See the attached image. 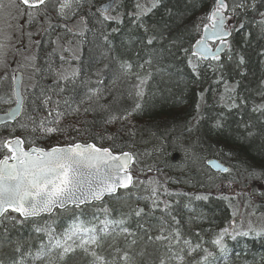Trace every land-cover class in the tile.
Listing matches in <instances>:
<instances>
[{
	"label": "snow or ice",
	"instance_id": "6c2138e0",
	"mask_svg": "<svg viewBox=\"0 0 264 264\" xmlns=\"http://www.w3.org/2000/svg\"><path fill=\"white\" fill-rule=\"evenodd\" d=\"M162 3L163 0H146V3H137V10L128 14L130 27L140 32V35L135 39L130 35L126 41L122 40L121 47L126 53L134 51V60L131 55L114 54L116 45L113 36L120 31L119 26L124 24L125 18L117 0H108L102 4H98L97 0H12V6L18 10V16H27L30 23H47V27L42 26L40 31L48 37L51 45H55L53 54L57 48L62 51L67 49L60 43L63 37L56 34L57 25L53 23L50 11L56 13L57 20L65 21L60 26L75 37L86 38L91 33L92 40L89 43L98 59L93 73L96 77L95 86L91 77L82 79L81 71L73 69L71 73L54 71L53 86L41 88L38 93L26 94L23 83L20 82L12 88L11 95L0 96V102L15 103V108L0 116V127L9 132L7 136L0 135V222L7 221L19 225L30 222L34 225L35 233H43L47 237V243L41 240L35 254L31 248L25 247V242L17 241L14 249L17 255L13 257L11 264H31L33 261L48 258L52 252H56L58 259L62 261L77 250L91 258L89 264H133L126 249L110 245L112 251L106 255L105 241L108 237H123L125 241L131 238L130 243L135 245L138 234L146 237L148 241L166 244L168 256L161 257L159 264H168L169 259L183 264L185 248L179 247L181 243L186 246V254L189 256L197 250L203 252L198 264H215L218 256L227 264L228 240L264 238V228L257 230L251 223L245 228L243 224L237 226L232 222L214 234L210 243L215 251L203 247L202 243L193 246L190 239L183 237L180 220L172 214L173 202L167 198L183 195L189 200L207 201L210 194L173 193L158 179L137 181L132 171L133 165L138 163L137 154L123 149L116 151L120 129H117L116 133H108L105 127L104 132L94 136L91 142H72L63 146L57 144L47 148L37 145V134L47 137L61 132L62 119L69 113L78 115L81 111L85 114L99 111L103 113L105 125L123 124L133 112L141 110V104L136 102L129 110L118 107L116 102L106 103L105 93L110 95L111 90L102 87L105 83L103 76L109 72L113 73V83L135 77V96L143 98L144 86L152 78L153 71L164 70L159 67L164 52L183 61L191 71L193 82L203 79V69L219 72L214 82H224L225 93L221 94L220 102L229 112L244 103L236 92L239 81L231 87L224 81L221 70L225 64L222 56L226 55L229 62L235 60L237 68L245 65V55L233 47L230 38L234 32L245 28V23L240 18L249 10L258 12L262 18L261 30L264 31V11L259 10L264 7V0H259V3L257 0H211L208 11L193 25L187 44L182 39L170 40L159 24H150L145 20V17ZM73 19L78 29L75 31L67 24V21ZM31 37L32 34L29 33L30 40ZM5 38L11 39L10 36ZM34 43L39 45L40 42ZM4 47L5 45L0 43V50ZM260 55L264 56V52ZM26 59L34 71H39L36 67V56ZM61 59L64 57L61 56ZM0 63H3L2 59ZM49 70H52L50 63ZM176 71L182 72L179 65H176ZM239 74L243 76L244 72ZM78 80L84 94L77 100L71 93L76 91ZM12 81L16 83L15 75ZM35 87L34 85L33 89ZM33 95L36 99H32ZM199 100L201 103L195 105L196 115L191 122L184 125V130L189 133L193 131L194 125H198L203 119L201 106L205 100L204 91L199 93ZM26 105L29 110L31 105H38L47 112V117L37 122L29 115L27 119L32 122V127L29 128L18 119L26 111ZM253 110L264 113V105ZM17 126L24 131H30L31 138L16 136ZM212 127L217 131L224 130L223 113ZM157 139L159 143L154 151L163 154L178 147L176 141H179L180 137L173 141L169 138V130L166 129ZM107 141H112V144L104 146ZM187 150L185 147L186 152ZM207 163L224 173L233 171L232 168L222 167L215 161ZM152 170L149 168V171ZM244 171L247 173L246 180L264 181V165H249ZM138 184L145 185L144 191L150 193L141 197L149 201L148 211L146 212L144 207H136L121 214L118 219L112 217L105 198L119 199L117 193L120 189L139 190ZM70 205L79 211L74 213L72 222L61 236L56 235L50 225L36 226L39 217L45 214L50 216L56 209L66 211ZM88 208H95L91 218H85ZM157 211L161 213V217H170L171 223L161 218L157 234L153 236L150 233L153 226L146 225L143 221ZM133 218H136L135 230L129 224ZM196 235L200 236V233ZM0 264H3V261H0Z\"/></svg>",
	"mask_w": 264,
	"mask_h": 264
},
{
	"label": "trees",
	"instance_id": "16d2710c",
	"mask_svg": "<svg viewBox=\"0 0 264 264\" xmlns=\"http://www.w3.org/2000/svg\"><path fill=\"white\" fill-rule=\"evenodd\" d=\"M100 1L103 0H97V3ZM138 1H119L120 11L125 14L124 24L119 26L120 31L113 36V42L116 45L114 54L131 55L134 60L135 52L126 53L121 47V41H126L130 35L133 39L140 35V32L130 27L128 15L137 10ZM210 3L211 0H163L160 7L145 17V20L150 24H159L170 40L182 39L187 44L191 38L193 25L205 15ZM259 10L264 11V7H260ZM240 19L245 23V28L234 32L230 39L233 41V47L245 55L246 63L241 68H237L235 60L229 62L224 56L222 61L225 67L221 70L224 81H227L229 87L239 81L236 92L244 101L239 108L229 112L222 106L220 96L225 93L224 82H214L219 72L203 69V79L193 82L191 71L183 61L164 52L159 63V67L164 70L153 71L152 78L144 86L143 98L135 96V77L113 83V73L109 72L103 76L105 83L102 87L111 90L110 95L105 93L106 103L116 102L118 107L129 110L136 102L141 104V110L133 112L123 124L105 125L103 113L99 111H90L87 114L81 111L78 115L69 113L61 122V132L67 134L66 142L63 143L57 138L49 140L45 137H36L37 145L47 148L57 144L66 145L76 140L69 137L72 134L68 131L71 119H77L78 129L81 131L76 133L81 136V142H91L94 136L104 132L105 127L108 133H116L117 129H120L116 151L123 149L137 154V161L142 169L152 168L154 172L159 169L156 172L160 173L169 191L193 195L210 194L207 201L189 200L183 195L167 199L173 202L172 214L180 220L183 237L190 239L193 246L202 243L203 247L215 251L210 243L214 234L232 222L237 225L245 207L252 205L245 192L232 195L227 185H234L238 189L249 188L252 191L251 195L255 196V201L264 205V181L246 180L247 173L244 171L249 165H264V113L253 110L264 105V56L260 55L264 52V31L261 30L262 18L258 12L249 10L242 14ZM91 40L92 35L89 33L84 39L80 49V59L75 67L81 71L82 79L91 77L95 86L96 77L93 73L98 57L89 43ZM176 65H179L182 72L176 71ZM241 71L244 72L243 76L239 74ZM52 86L46 83L41 88L47 89ZM201 91L205 92V100L201 106L203 119L198 125H194L193 131L189 133L184 130V125L191 122L196 115L195 105L201 103L199 100ZM83 94L84 89L78 80L76 91L71 95L78 100ZM42 110L38 105H32L30 113L45 114ZM221 113L224 115L225 124L222 132L212 127ZM34 119L36 120L37 117ZM20 120L23 122V118ZM166 129L169 130L170 139L175 141L176 137H180V140L176 141L178 147L161 154L154 149L159 143L157 137L162 136ZM15 135L31 138L32 133L21 129ZM55 140L57 141L54 142ZM111 144L112 141H107L104 146ZM185 147L188 149L187 152ZM176 154V160L171 162L173 155ZM210 158L224 163L233 171L221 176L207 171L205 163ZM144 188L145 185L138 184L139 190H123L117 194L119 199H106L105 203L111 210L112 217L118 219L121 214L136 207H144L147 212L149 201L141 197L150 193L144 191ZM78 211L73 208L58 211L47 218L38 219L36 226L50 225L55 230V234L61 236L72 222L74 213ZM94 211L95 208H88L85 218H91ZM161 218L171 223L170 217H161L159 211L149 215L143 221L146 225L153 226L150 229L151 235L157 234ZM135 219L129 222L134 230L136 229ZM196 233H200V236ZM41 240L47 243V237L43 233H35L34 225L30 222L24 225L0 222V261H3V264H11L13 257L17 255L14 252L17 241L25 242V247L31 248L35 254ZM130 240L131 238L125 241L123 237L115 239L108 237L105 241V254H109L112 251L109 246L114 245L126 249L132 257L133 264H159L161 257L168 256L164 243L148 241L146 237L139 234L135 245H132ZM227 243L229 246L227 264H264V240L257 245L254 244L252 237L239 238L236 241L228 240ZM179 247L185 248L183 264H198L203 256L200 250L189 256L186 254V246L181 243ZM90 259L77 250L61 261L57 253L52 252L48 258L33 261L31 264H89ZM168 264H180V262L169 259ZM215 264H225V261L218 256Z\"/></svg>",
	"mask_w": 264,
	"mask_h": 264
},
{
	"label": "rangeland",
	"instance_id": "374dc122",
	"mask_svg": "<svg viewBox=\"0 0 264 264\" xmlns=\"http://www.w3.org/2000/svg\"><path fill=\"white\" fill-rule=\"evenodd\" d=\"M120 0H117L119 3ZM137 3H146V0H139ZM18 10L12 6V0H0V43H3L5 47L0 50V59L3 60V63H0V78L6 77V79H0V96L11 95L12 91V77L17 72L22 73L23 86L26 94H30L33 92H39L41 87L36 88L37 76L40 72V66L45 61H50L54 59L57 61L58 69L54 71H66L67 73H71L73 69L76 67V63L80 59V49L81 43L85 38L75 37L72 33H68L65 31L62 25L65 21H59L56 19V13L54 11H50V15L53 18V23L57 25L56 34L61 35L63 38L60 43L64 45L67 49L66 51H62L57 48L56 52L53 54L52 49L55 45H51L49 43L48 37L44 35L43 31H40L41 27H47V23L32 22L30 23L27 16H18ZM38 20L42 18H37ZM68 27L73 28L74 31L77 29V24L75 20L67 21ZM37 32L39 34L37 35ZM29 33L32 34L31 40L29 39ZM10 36L11 39H6L5 37ZM54 38V37H53ZM34 41H39V45L34 43ZM36 56V67L39 71H34L32 65L26 59L27 57ZM61 56L64 59H61ZM226 56V55H224ZM222 56V57H224ZM208 71H212L207 69ZM49 76V75H46ZM36 86L33 89V86ZM35 95L32 96V98ZM14 103H4L0 102V113H5ZM32 109V105L30 106V110ZM29 106L26 105V111L24 112L22 118L23 123L32 127V122L27 119L30 115L33 118L37 117L36 121L39 122L41 119L47 117V112L42 110L41 114L30 113ZM62 126V123L60 127ZM69 129L70 133H72L69 137L75 138L73 142H81L82 138L78 133L81 130L78 129L77 119H71L69 121ZM21 130L18 126L15 131V134ZM78 130V131H77ZM0 135L7 136L9 132L6 131L3 127H0ZM66 133L58 132L54 133L50 136H42L37 134L36 137L45 139L49 138V140L53 138L59 139L61 142L65 143L67 137ZM55 140L54 142H56ZM53 142V143H54ZM65 145V144H60ZM27 146V145H26ZM133 169L135 171L143 172L144 169L140 166L139 163L135 164ZM235 211H237L235 209ZM91 214L92 212H88ZM16 215V214H14ZM237 226L243 224L245 228L249 223L252 226L259 230L264 228V205L260 203L252 204L251 207H245V211L241 213V217L238 219Z\"/></svg>",
	"mask_w": 264,
	"mask_h": 264
},
{
	"label": "water",
	"instance_id": "95a60500",
	"mask_svg": "<svg viewBox=\"0 0 264 264\" xmlns=\"http://www.w3.org/2000/svg\"><path fill=\"white\" fill-rule=\"evenodd\" d=\"M108 2V1H107ZM107 2H104V3H107ZM15 77H16V83L14 84L13 83V86H12V88L13 87H15L17 84H19L20 82H22V75H21V73H18V74H16L15 75ZM12 108H15V103H14V105L11 107V108H9V110L10 109H12ZM7 112H5V113H0V116H3V115H5ZM18 119H20V117L18 118ZM176 156L177 155H173V157H172V161L174 162L175 160H176ZM210 161H215L216 163H218V164H220L222 167H227L226 165H224L222 162L220 163L218 160H214V159H210ZM205 165H206V167L208 168V170L209 171H212V172H214V173H216V174H227V173H224V172H222V171H220V170H218L217 168H214V167H210L209 165H208V163L206 162L205 163ZM133 175H134V177H136V178H138L139 180H147L149 177H155L157 174H155L154 172H150V171H147L146 173H145V175H144V177L143 176H139L138 174H135V172H133ZM227 187H228V190L232 193V195H233V193H247L248 195H250V189L249 188H244V189H238L236 186H232V185H230V186H228L227 185ZM123 190H125V189H120L119 191H123ZM118 191V192H119ZM118 194V193H117ZM107 198V197H106ZM105 198V199H106ZM249 198H250V200H253V197L252 196H249ZM69 207H72L71 205L69 206ZM57 210H59V209H56V211ZM59 211H62V210H59ZM54 212H55V210H54ZM53 212V213H54ZM52 213V214H53ZM51 214V215H52ZM43 216H49V215H47V214H45V215H43ZM42 217V216H41ZM41 217H39V218H41Z\"/></svg>",
	"mask_w": 264,
	"mask_h": 264
},
{
	"label": "bare ground",
	"instance_id": "6f19581e",
	"mask_svg": "<svg viewBox=\"0 0 264 264\" xmlns=\"http://www.w3.org/2000/svg\"><path fill=\"white\" fill-rule=\"evenodd\" d=\"M83 43H84V40L80 45L83 46ZM49 63L52 66V70H49ZM41 67L43 68V72H46L47 75L51 76L53 74L54 70L58 69V63L54 59H51L50 61H45L44 63H42L40 68ZM210 159H213V158H210ZM214 160H216V159H214ZM208 161H210V160H207L206 162H208ZM205 168L207 169V171H209L208 168L206 167V165H205ZM252 238L254 239V244H256V245L258 244V242H261V240H264V238H255V237H252Z\"/></svg>",
	"mask_w": 264,
	"mask_h": 264
},
{
	"label": "flooded vegetation",
	"instance_id": "af4514ba",
	"mask_svg": "<svg viewBox=\"0 0 264 264\" xmlns=\"http://www.w3.org/2000/svg\"><path fill=\"white\" fill-rule=\"evenodd\" d=\"M100 4V3H99ZM47 73L43 72V68L41 67L40 72L37 76V83H36V88L41 87L43 84H48V86H52L54 83V79L51 76H46Z\"/></svg>",
	"mask_w": 264,
	"mask_h": 264
}]
</instances>
